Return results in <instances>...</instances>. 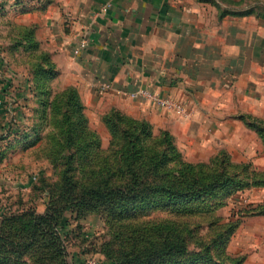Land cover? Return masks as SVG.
Returning a JSON list of instances; mask_svg holds the SVG:
<instances>
[{
  "label": "crops",
  "instance_id": "obj_1",
  "mask_svg": "<svg viewBox=\"0 0 264 264\" xmlns=\"http://www.w3.org/2000/svg\"><path fill=\"white\" fill-rule=\"evenodd\" d=\"M30 22L87 109H110L167 129L193 161L226 149L249 155L264 117V22L228 0H36ZM228 12V13H225ZM141 87L184 102L191 117L132 98Z\"/></svg>",
  "mask_w": 264,
  "mask_h": 264
},
{
  "label": "trees",
  "instance_id": "obj_2",
  "mask_svg": "<svg viewBox=\"0 0 264 264\" xmlns=\"http://www.w3.org/2000/svg\"><path fill=\"white\" fill-rule=\"evenodd\" d=\"M33 36L34 29L26 37L37 48ZM38 66L35 73L42 77L40 84L59 74L48 53ZM49 90L48 102L41 100L44 108L56 111L63 102V108L79 112L75 122L63 112L62 149L57 158L73 149L79 138L82 157L77 162L82 169L74 168L75 154L63 157L62 205L54 202L46 214L0 215V264H67L57 230L66 209L104 215L113 236L106 254L115 264L243 263L226 252L241 220L225 222L217 211L234 193L264 187V172L239 168L227 152L210 163L187 161L169 131L155 135L148 120L131 118L117 109L104 116L111 132L110 145L104 150L100 136L89 127L78 89H65L62 100ZM38 92L42 93L41 86ZM240 119L263 137L264 130L256 123L263 119L250 114ZM253 211L264 215V204ZM162 212L165 215L155 214Z\"/></svg>",
  "mask_w": 264,
  "mask_h": 264
},
{
  "label": "rangeland",
  "instance_id": "obj_3",
  "mask_svg": "<svg viewBox=\"0 0 264 264\" xmlns=\"http://www.w3.org/2000/svg\"><path fill=\"white\" fill-rule=\"evenodd\" d=\"M228 1L231 6L229 13L232 15H256L264 22V0ZM37 5L36 0H0V215L2 216L20 215L30 211L44 215L54 202L59 201L57 206L62 205L59 192L62 184L61 172L66 168L62 163L65 160L63 157L71 153L75 154V167H73L77 170L82 169L81 164L77 162L82 157V141L79 138L73 149H66L62 153L64 156L57 158L62 149L60 144L64 130V126L61 125L63 112L67 118L75 122L79 121L78 110L63 108L62 102L56 111H52L49 106L44 108L41 103V100L48 102L47 98L50 94L47 90H53L52 95L59 96L62 100L63 91L73 85L64 87L63 83L57 80L61 70L53 60L59 71L56 77L49 80L44 78V82L40 84L42 77L35 73L43 54H50L37 38L39 24L29 20L30 15L37 10ZM32 29H34L33 39L37 43V48L26 37ZM262 67L264 83V60ZM40 86L42 93L38 92ZM79 95L85 106L84 112L90 129L100 136L102 149L107 150L111 132L105 124L104 116L112 109L103 114L93 113L87 109L80 92ZM117 110L131 118L140 119L121 109ZM247 114L250 113L243 111L239 116ZM257 118L264 120V117ZM256 123L264 130V122ZM245 124L247 125L246 122ZM80 125L82 127V124ZM151 125L155 135L167 130L155 128L152 123ZM263 137L257 132L256 138L249 136L252 147L249 155H244L242 151L231 154L226 149H222L209 158L197 162L186 155L174 136L179 150L187 161L196 164L210 163L217 156H222L223 152H227L232 164L238 165L239 168L248 166L250 171L257 172H264ZM76 177L82 179V175L78 174ZM255 177L257 178V175ZM261 204H264V187L258 186L234 193L227 199L226 205L217 211L225 222L241 220L226 252L233 258H242V264H264V215L253 214L254 208ZM155 214L165 215L163 212ZM57 230L66 248L67 264H90V261L96 264H115L106 254V244L113 236L103 214L88 212L82 215L73 209H66Z\"/></svg>",
  "mask_w": 264,
  "mask_h": 264
},
{
  "label": "built area",
  "instance_id": "obj_4",
  "mask_svg": "<svg viewBox=\"0 0 264 264\" xmlns=\"http://www.w3.org/2000/svg\"><path fill=\"white\" fill-rule=\"evenodd\" d=\"M132 98H140L145 101H149L157 104L161 108L174 112L180 117H191L192 112L188 110L186 104L177 98L169 96H163L149 87H141L129 93ZM90 264H96V262L90 261Z\"/></svg>",
  "mask_w": 264,
  "mask_h": 264
}]
</instances>
